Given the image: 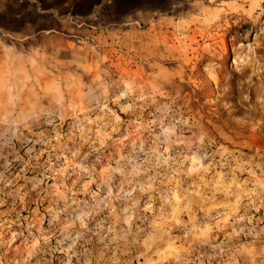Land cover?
<instances>
[{
	"label": "rangeland",
	"instance_id": "374dc122",
	"mask_svg": "<svg viewBox=\"0 0 264 264\" xmlns=\"http://www.w3.org/2000/svg\"><path fill=\"white\" fill-rule=\"evenodd\" d=\"M0 264H264V0H0Z\"/></svg>",
	"mask_w": 264,
	"mask_h": 264
}]
</instances>
